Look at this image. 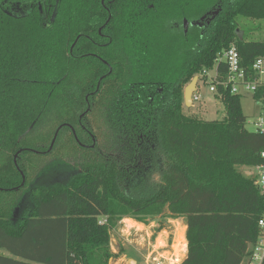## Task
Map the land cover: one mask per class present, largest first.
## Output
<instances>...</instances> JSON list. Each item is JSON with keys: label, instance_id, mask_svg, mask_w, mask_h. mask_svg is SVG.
Masks as SVG:
<instances>
[{"label": "trees", "instance_id": "obj_1", "mask_svg": "<svg viewBox=\"0 0 264 264\" xmlns=\"http://www.w3.org/2000/svg\"><path fill=\"white\" fill-rule=\"evenodd\" d=\"M212 8L191 33L173 24ZM240 19L264 0H0V264H108L117 222L156 215L184 221L177 264L247 258L264 195L240 168L264 135L238 95L221 119L183 111L230 42L244 64L264 52Z\"/></svg>", "mask_w": 264, "mask_h": 264}, {"label": "rangeland", "instance_id": "obj_2", "mask_svg": "<svg viewBox=\"0 0 264 264\" xmlns=\"http://www.w3.org/2000/svg\"><path fill=\"white\" fill-rule=\"evenodd\" d=\"M238 29L243 32L245 41L264 39V19H240ZM197 85H199L197 92L201 99L192 101L189 106L183 104L184 113L205 120L221 119L224 116V102L209 92L207 82L202 84L199 79ZM240 106L246 117L245 128L251 131L253 130L252 121L263 113L262 107L259 104L256 105L249 95L240 97ZM55 159L56 157L49 160L53 163ZM240 171L245 176H251L252 173L257 172L250 166H242ZM124 220L127 226L124 228L126 231L122 232L123 225L120 221L117 222V228L111 231L114 236L111 245L117 261L125 258L126 261L134 260L136 264H177L184 258L186 238L182 218L164 219L163 216L156 215L146 217L147 222H139L133 218ZM160 226L162 227L159 229ZM178 232L182 234L184 243L177 242ZM129 264L134 263L129 261Z\"/></svg>", "mask_w": 264, "mask_h": 264}, {"label": "built area", "instance_id": "obj_3", "mask_svg": "<svg viewBox=\"0 0 264 264\" xmlns=\"http://www.w3.org/2000/svg\"><path fill=\"white\" fill-rule=\"evenodd\" d=\"M201 76L204 79H200V83L207 82L209 92L219 99L222 98L224 93L240 97L249 95L256 105H261L263 113L252 121V125L254 131L264 135V52L255 56L249 64H244L236 43L230 42L227 48L216 54L212 68L203 71ZM197 89H199V85L196 84V88L191 95V102L201 99ZM260 156L264 159V150L260 153ZM252 168L257 170L256 173L251 174L254 178V184L259 192L264 195V160L252 166ZM124 219L126 218L120 220L123 225L121 227L122 232L126 231L124 228L127 227ZM258 227L260 230L259 238L255 245L249 248L248 256L241 264L262 263L264 258V213L258 220ZM113 240L114 236L111 232L109 245L113 255L110 257L108 264H129L130 260L126 261L123 258L117 261L114 258V250L111 245Z\"/></svg>", "mask_w": 264, "mask_h": 264}, {"label": "flooded vegetation", "instance_id": "obj_4", "mask_svg": "<svg viewBox=\"0 0 264 264\" xmlns=\"http://www.w3.org/2000/svg\"><path fill=\"white\" fill-rule=\"evenodd\" d=\"M214 13H215V9H211L208 10L206 12V14H204L203 16H201L199 18V20L193 19L192 16H194L193 14L190 15H183V16H179V18L177 19L176 22H174V26L177 28H185L184 30H188L191 32L194 31V27L199 24L200 26H204L206 25V23L209 22V20H211L214 17ZM101 31V28H99V32Z\"/></svg>", "mask_w": 264, "mask_h": 264}, {"label": "water", "instance_id": "obj_5", "mask_svg": "<svg viewBox=\"0 0 264 264\" xmlns=\"http://www.w3.org/2000/svg\"><path fill=\"white\" fill-rule=\"evenodd\" d=\"M235 32H236L237 37L239 39H241L242 36H243V32L240 29H236ZM197 81H198V76H193V78L191 79V81L184 87V91H183V102H184V105L185 106H189L191 104V95H192L193 91L196 88ZM53 142H54V138L51 141V144H50L49 149H51V147L53 145ZM15 157H16V154L14 155V159H15ZM20 173H21V176H22V184H23V182H24V176L22 175V172H20ZM130 261L133 262L134 264H136V262L134 260H130Z\"/></svg>", "mask_w": 264, "mask_h": 264}, {"label": "bare ground", "instance_id": "obj_6", "mask_svg": "<svg viewBox=\"0 0 264 264\" xmlns=\"http://www.w3.org/2000/svg\"><path fill=\"white\" fill-rule=\"evenodd\" d=\"M130 220V219H129ZM175 235V234H174ZM175 238V237H174ZM177 242L179 241L180 243L182 242V243H184L185 242V240H183V236H182V234L180 233V232H178V237H177ZM182 246V245H181ZM180 246V247H181ZM176 253V252H175ZM175 255V254H174ZM179 256V255H178ZM177 256V257H178ZM178 260H179V258H178Z\"/></svg>", "mask_w": 264, "mask_h": 264}, {"label": "crops", "instance_id": "obj_7", "mask_svg": "<svg viewBox=\"0 0 264 264\" xmlns=\"http://www.w3.org/2000/svg\"><path fill=\"white\" fill-rule=\"evenodd\" d=\"M184 227H186V226H184ZM0 252H2V253H3L4 251L0 250Z\"/></svg>", "mask_w": 264, "mask_h": 264}]
</instances>
